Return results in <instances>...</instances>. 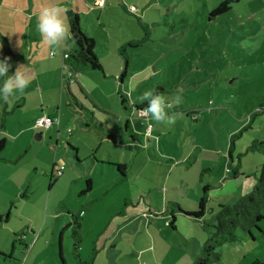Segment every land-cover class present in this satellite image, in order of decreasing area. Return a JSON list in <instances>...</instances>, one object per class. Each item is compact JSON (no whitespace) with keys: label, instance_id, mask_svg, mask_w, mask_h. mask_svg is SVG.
Segmentation results:
<instances>
[{"label":"rangeland","instance_id":"obj_1","mask_svg":"<svg viewBox=\"0 0 264 264\" xmlns=\"http://www.w3.org/2000/svg\"><path fill=\"white\" fill-rule=\"evenodd\" d=\"M224 1L129 0L124 6L123 0H110L103 15L94 11L87 21L80 14L97 40L106 75L115 74L113 81L123 84L115 95L110 78L100 72L74 76L73 95L94 120L77 106L63 78L64 99L56 105L62 123L51 130L33 126L31 117L41 107L31 82L9 102L0 97V124H6L0 138L7 141L0 154L7 158L0 164V264L195 262L215 230L220 205L251 192L264 164V147L249 149L264 141V0L233 1L228 12L213 14ZM12 13L0 7L3 43L1 33L15 32L6 21ZM63 69L69 73L65 64ZM82 78L99 107L82 90ZM158 88L164 89L160 94L166 102L181 96L179 105L165 109L170 116L179 114L176 122L151 120L154 131H147L146 139L139 122L140 140L132 143L136 129L127 133L124 124L138 115H125V102L141 106L139 97ZM58 92L60 86L55 97ZM85 120L90 129L83 128ZM108 126L125 143L101 137ZM118 162L128 165L126 180ZM208 166L209 172L203 170ZM136 176L151 180V187L137 191ZM209 183L205 215H188L199 210ZM173 217L175 228L169 225ZM258 225L255 239L239 229L238 240L218 248L213 264H264V219ZM76 227L86 237L85 250L75 247ZM105 230L106 246L96 245Z\"/></svg>","mask_w":264,"mask_h":264},{"label":"crops","instance_id":"obj_2","mask_svg":"<svg viewBox=\"0 0 264 264\" xmlns=\"http://www.w3.org/2000/svg\"><path fill=\"white\" fill-rule=\"evenodd\" d=\"M3 3L0 2V7H6L10 10H13L14 13H12L9 17H6V21L7 23L12 25V28H14V33H10L8 34L7 32H3L1 33V38L2 40H4V43L2 41H0V57L1 58H5V57H11L10 63L13 65V67L10 69L9 71V75L10 72H15V68L17 65H24L26 66V72L27 75L31 77L30 82L34 85V93L36 95V97L39 98L38 101V107H41V110H38V113L35 114L33 117H31L33 120V123H35L36 119L44 117V116H54V115H58L56 113V111L59 109V107H57L56 105H58V100H62L64 99V92H63V86H62V76H63V66L65 64V54L67 52H70L72 50V44L69 42V37H70V24H69V20H68V15H67V10L68 9H72L75 12H77L79 15L83 14L84 18L89 21L93 12L94 11H99V13H101L102 11V15L103 12H105L107 10V6L109 5V1L110 0H105L104 2H99L98 0H23V3H19V1H12V0H2ZM129 2V0H123V5L126 6V3ZM5 3V4H4ZM46 6H57V7H61L63 9H65V13H64V20L66 22V24L69 27V37L63 42V44L61 46L55 47L54 52L53 49H50L47 45H44L42 43V38L40 36V34H34L33 32H31V29H36L37 26V20H38V16L40 11L42 10L43 7ZM81 17V16H80ZM102 17L103 16H99L98 21L99 24L102 28H104L106 30V26L104 24V22H102ZM82 20V18H81ZM82 25L83 27L88 31L89 35H91L95 40V36L94 34H92L91 28L89 27V25H84V21H82ZM30 27V28H29ZM34 36V38H33ZM19 41V46H17V43ZM96 45L98 46L97 40H96ZM130 47L131 44H129ZM98 52V49H97ZM52 53V54H50ZM5 56V57H3ZM99 56V55H98ZM100 58V56H99ZM104 68V66H103ZM91 72H100L101 74H104V78H110L109 81V88L112 91V94L115 95H120L122 93L123 90V84H119L118 82L115 83L116 80L115 74H110L109 76L106 75L105 73V68L104 71H97V70H93L90 68H86L84 71H82L81 73H84L86 75L90 74ZM78 73L76 74L77 79H78V75L81 74ZM114 73H117V70H114ZM45 76L47 78L52 79L47 80V81H42L41 78ZM1 79V83L4 82L5 79H7V77H0ZM122 80V79H121ZM80 84L82 88V90L84 91L85 94L90 95V97H92L91 99H93V102L95 103L96 107L98 106V102L97 99L93 96H91V93L88 91V89H86L85 87H87V82L84 78H82ZM79 81L77 80L78 84ZM123 81V80H122ZM76 82V83H77ZM30 84V83H29ZM28 84V85H29ZM61 87V91L60 94L58 92V95L55 97V90L56 87ZM68 86V90H69V94L72 98H75L77 101V98L75 95H73V89H71V85H67ZM28 89V88H26ZM29 90V89H28ZM154 92V89L152 90ZM124 95V94H123ZM12 98V97H11ZM24 98V100L27 98V94L26 96H20L18 98H14V103L17 104L18 101H22V99ZM66 101H69L68 99H66ZM125 111H129L128 113L126 112L125 115L128 114H132L135 116V114L137 115V110H135V107L140 106L139 102H133L134 107H132V105L130 104V102H125ZM145 103H147L146 101L143 102L141 105H144ZM70 106H72L71 104H69ZM56 107V108H55ZM46 109V110H45ZM110 112V111H108ZM74 114H77L75 110H73ZM91 115V117L94 118V114L92 112H86V114ZM124 119V117H122ZM127 118V116H126ZM123 119L119 120L122 122ZM61 120V119H60ZM83 125H85V130L86 127H89L88 129H90V125L88 124V120L83 121ZM97 122V119H96ZM139 122H141L144 126H145V130L142 131L144 134V137L146 139L147 135V131H148V123L140 118L138 119L137 116H135V118H130L129 117L126 119V122L124 124V127L127 131V133H129V129L130 128H134L136 129V132L131 131L132 133H130V142L135 143L137 140H140V134H139V129H138V124ZM62 123V120H61ZM101 126H104V122H100ZM34 126V124H33ZM0 127L2 129H5L6 124L2 123L0 124ZM54 124L49 128V130L53 129ZM55 128H59L57 125H55ZM154 131V127H152L151 132ZM57 132L59 133V130H57ZM86 133V131H84ZM80 134L82 136V131L78 134L80 137ZM100 134L102 135L101 137L107 136V137H113L117 142L120 143H125V141H119L117 138V135L115 134V132L111 129V127H107L104 128L102 127V130H100ZM38 137H40V139H42V134L37 135ZM149 137H148V141H149ZM101 140L103 141V145L106 144V141L108 140ZM59 141V137L57 138V142ZM140 151H138L139 153ZM145 152L147 153V155H149V158L154 160V156L152 154L151 150H145ZM159 152L162 153V146L159 145ZM136 156V155H134ZM158 157V155H157ZM7 158L5 157H1L0 158V164H3V162L6 161ZM154 162H156L154 160ZM121 163V162H118ZM126 165V170L125 173H123L124 175V180L127 179V169H128V165L126 163H122ZM160 164V163H159ZM163 164V163H161ZM211 166H208L207 168H204L203 170L205 171H210ZM203 177V174L201 176V181ZM134 181H136L134 184V188L137 191L140 190H147L148 188L151 187L152 185V181L142 177V176H136L133 179ZM211 187V184H207ZM204 189V188H203ZM135 199H137V197L135 196ZM106 231V230H105ZM105 234V235H104ZM102 234L99 239L97 238L96 240V245L98 244L99 246L103 245V247L106 246V243L108 242V234L107 231ZM106 236V237H103ZM85 240L86 237H82V242L85 244ZM83 243H81L79 245L80 250H85V246L83 245ZM1 259V257H0Z\"/></svg>","mask_w":264,"mask_h":264},{"label":"trees","instance_id":"obj_3","mask_svg":"<svg viewBox=\"0 0 264 264\" xmlns=\"http://www.w3.org/2000/svg\"><path fill=\"white\" fill-rule=\"evenodd\" d=\"M233 1L237 0H225L213 11V14L218 15L228 12L231 9L230 5ZM67 15L70 24L69 42L72 44V50L66 53L68 54V57L65 58V64L67 67H69V70L74 71L75 75L81 73L86 68L103 72L104 68L97 54L96 40L91 35H89L88 31L83 27L81 17L77 12L72 9H68ZM125 76L126 72H124L121 79H123ZM66 81L68 85L72 84L68 80ZM163 91V88H158L154 91V94H160ZM76 103L85 114L86 112H91L80 105L78 101H76ZM146 106L147 103L135 107L137 114L139 109ZM145 121L148 123L147 127H149L151 120L145 119ZM150 128L152 129V124ZM6 142L7 141L5 138H0V154L6 148ZM260 147H264V141L256 140L252 143V145L249 146V149L255 150L259 149ZM117 165L122 174L125 173L126 165L122 163ZM261 167V174L258 178V182L251 192L242 196L234 204L220 205L217 214L218 223L214 226L215 230L211 238L203 246L201 252L197 254L196 260L193 264H213L215 260L220 257V253L217 251L218 248L229 242L238 240L239 237L237 236V231L239 229L250 233L253 239H255L253 229H260L258 223L264 219V215L262 213V210L264 209V164ZM209 188V185L204 187V194L200 199L199 210L187 212L188 215L194 216L196 218H202L205 215L206 204L208 202L207 192ZM90 190H92V182L91 180H88V191ZM77 224L79 225V222ZM169 225L173 228L176 227L175 217H173V219L169 222ZM76 228L77 230L75 232V236L77 238V243L75 247L78 249L79 245L82 243V235L80 231L81 227Z\"/></svg>","mask_w":264,"mask_h":264},{"label":"clouds","instance_id":"obj_4","mask_svg":"<svg viewBox=\"0 0 264 264\" xmlns=\"http://www.w3.org/2000/svg\"><path fill=\"white\" fill-rule=\"evenodd\" d=\"M65 11L61 7L46 6L42 8L38 16L37 31L42 38V43L53 49V52L55 47L61 46L69 37V27L63 18ZM17 46H19V41ZM10 60L11 57L0 59V77H7L0 87V97L5 102H9V98L14 97L16 92L22 93L30 83L24 65H17L14 74L9 75V71L13 67ZM139 100L141 103L147 101V106L138 110L142 119L166 122L168 125L175 124L179 114L170 116L165 109L171 108L173 103L179 105L182 102L181 96L177 95L171 102H166L163 95L145 91Z\"/></svg>","mask_w":264,"mask_h":264},{"label":"built area","instance_id":"obj_5","mask_svg":"<svg viewBox=\"0 0 264 264\" xmlns=\"http://www.w3.org/2000/svg\"><path fill=\"white\" fill-rule=\"evenodd\" d=\"M99 2H104L105 0H98ZM68 57V54H65L64 58ZM65 66H67L65 64ZM69 68V67H68ZM75 73L74 71L69 70V73H67L66 75L63 73V79L64 80H68L70 83L75 82ZM138 117L141 118L139 116V111H138ZM142 119V118H141ZM145 120V119H143ZM59 124L60 123V118L57 115H54L52 117L50 116H44L41 118L36 119L35 123H34V127L35 128H41V127H45V128H49L51 127L53 124ZM151 131V128L148 127V132ZM63 169L59 170V173L62 174ZM228 171H230V169H228Z\"/></svg>","mask_w":264,"mask_h":264},{"label":"water","instance_id":"obj_6","mask_svg":"<svg viewBox=\"0 0 264 264\" xmlns=\"http://www.w3.org/2000/svg\"><path fill=\"white\" fill-rule=\"evenodd\" d=\"M38 139H40V137Z\"/></svg>","mask_w":264,"mask_h":264}]
</instances>
